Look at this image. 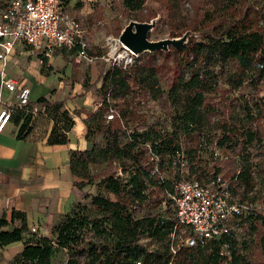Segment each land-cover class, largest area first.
<instances>
[{"label":"trees","instance_id":"trees-1","mask_svg":"<svg viewBox=\"0 0 264 264\" xmlns=\"http://www.w3.org/2000/svg\"><path fill=\"white\" fill-rule=\"evenodd\" d=\"M158 1L172 37L186 30L196 36L179 48L144 51L126 68L109 63L98 74L101 104L96 121L86 122L87 147L71 150L67 161L83 202H74L46 234L30 231L24 213L11 230L2 229L8 222L0 216V245L23 244L10 264H53L61 251L63 264H264V0H222L213 10L203 0ZM145 2L121 0L127 16L142 22L156 15L142 12ZM251 23L259 28L245 30ZM147 101L170 124L148 121L141 111ZM108 104L117 116L106 121ZM14 112L21 131L31 116ZM57 122L66 130L72 125L67 118ZM149 150L161 176L152 172ZM182 169L201 183L221 174L250 210L236 231L179 245L172 254L176 218L167 193Z\"/></svg>","mask_w":264,"mask_h":264},{"label":"crops","instance_id":"crops-1","mask_svg":"<svg viewBox=\"0 0 264 264\" xmlns=\"http://www.w3.org/2000/svg\"><path fill=\"white\" fill-rule=\"evenodd\" d=\"M72 2L63 0L61 10ZM67 52L73 56L76 48L57 49L40 63L39 50L16 45L6 64L7 74L29 89L31 122L20 131L22 121L14 112L0 132V216L8 222L2 229L18 225L24 213L29 230L34 227L46 234L47 225L80 198L67 161L71 150L87 147L86 122L96 121L101 100L99 82L92 87L93 80L87 82L85 73L79 78ZM68 64L70 72L65 70ZM0 99L12 100L13 96L0 90ZM60 101L63 106L55 108L53 103ZM58 117L71 120V127L64 129ZM22 247V240L0 245V264H10Z\"/></svg>","mask_w":264,"mask_h":264},{"label":"built area","instance_id":"built-area-1","mask_svg":"<svg viewBox=\"0 0 264 264\" xmlns=\"http://www.w3.org/2000/svg\"><path fill=\"white\" fill-rule=\"evenodd\" d=\"M62 1L7 0L0 8V90L13 96L12 100L0 99V132L15 110L30 112L29 89L6 72V64L16 45L31 46L39 50L40 63L48 60L57 49L74 48V63L93 61V57L86 52V42L78 24L62 15ZM108 44L111 50L109 63L122 68L131 65L139 55L123 45L118 37H110ZM106 99L109 103L108 97ZM115 116L116 109L108 104L105 120H112ZM149 153L152 172L161 176L157 156L150 150ZM179 161L176 156L172 165L178 166ZM185 172L184 169L178 172L172 191L167 193L176 218L169 234L172 254H175L179 245L204 244L210 239L236 231L239 229L238 220L250 210L248 203L240 202L233 196L228 188V181L221 174L201 183L186 177ZM30 231L37 229L31 227ZM223 246L226 248L227 244ZM134 264H141V261Z\"/></svg>","mask_w":264,"mask_h":264},{"label":"rangeland","instance_id":"rangeland-1","mask_svg":"<svg viewBox=\"0 0 264 264\" xmlns=\"http://www.w3.org/2000/svg\"><path fill=\"white\" fill-rule=\"evenodd\" d=\"M74 1L78 0H73L72 6L66 7L63 5L61 12L63 16L74 20L78 24L79 29L82 30L86 42V52L89 56L93 57V61L88 62L84 60L78 65L74 63V55L72 56L68 52L67 58L72 61L75 71L81 75L79 78H83L82 75L85 73L86 81L89 82L93 80L91 86L94 87L97 84L96 76H98V73L102 72L104 67L109 63L111 50L108 42L110 37H118L125 25L132 19L125 13L121 0H79V3ZM203 3L205 7H209L213 10L216 6L219 8L218 5H221L222 0H203ZM185 6L187 7V4H185ZM146 10L156 13L154 17L148 20H154V25L149 31V39L159 40L163 38H172V34L167 28L166 10L163 3L158 0H146L142 12ZM258 28V24L251 23L245 27V30ZM186 31L190 33L188 38L196 36V33L193 31ZM185 32H176L174 33L176 36L173 37L181 39ZM70 69V64L65 66L66 71L70 72ZM74 77H76V75ZM260 95L264 96V89L261 91ZM99 100H101V98H99ZM141 111L145 113L148 121L159 119L164 121L165 125L170 124V120L165 117L164 113L153 101L145 102L142 105ZM204 159L205 162H208V153L204 154ZM82 195L83 192L80 193L79 201L83 202ZM60 218L61 217L55 218L53 222L47 225V233L50 232L51 227L56 224ZM41 231L44 230L41 229ZM38 232L41 233L40 231ZM142 242L144 244H149L148 239H143ZM249 252L250 251H247V254H249ZM64 261V253L62 251L56 253L53 257V264H63Z\"/></svg>","mask_w":264,"mask_h":264},{"label":"water","instance_id":"water-1","mask_svg":"<svg viewBox=\"0 0 264 264\" xmlns=\"http://www.w3.org/2000/svg\"><path fill=\"white\" fill-rule=\"evenodd\" d=\"M154 25V20L151 21H136L130 20L121 33L118 35L120 42L128 47L134 53L140 54L144 51L153 52L155 50L166 51L168 46L179 48L187 41L189 32L186 31L181 39L176 37L163 38L159 40H150L148 32Z\"/></svg>","mask_w":264,"mask_h":264}]
</instances>
